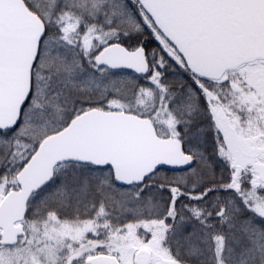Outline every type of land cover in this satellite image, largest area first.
<instances>
[{
  "label": "snow or ice",
  "instance_id": "snow-or-ice-1",
  "mask_svg": "<svg viewBox=\"0 0 264 264\" xmlns=\"http://www.w3.org/2000/svg\"><path fill=\"white\" fill-rule=\"evenodd\" d=\"M0 264H264V0H0Z\"/></svg>",
  "mask_w": 264,
  "mask_h": 264
}]
</instances>
